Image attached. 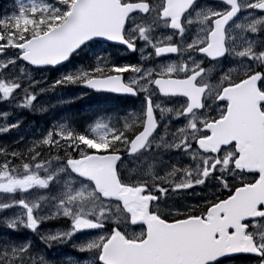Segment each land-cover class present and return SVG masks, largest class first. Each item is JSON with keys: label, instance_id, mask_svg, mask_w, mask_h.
<instances>
[{"label": "snow or ice", "instance_id": "1", "mask_svg": "<svg viewBox=\"0 0 264 264\" xmlns=\"http://www.w3.org/2000/svg\"><path fill=\"white\" fill-rule=\"evenodd\" d=\"M68 87L138 107L0 145V264H264V0H14L0 104Z\"/></svg>", "mask_w": 264, "mask_h": 264}, {"label": "rangeland", "instance_id": "2", "mask_svg": "<svg viewBox=\"0 0 264 264\" xmlns=\"http://www.w3.org/2000/svg\"><path fill=\"white\" fill-rule=\"evenodd\" d=\"M4 6L5 9H0V16H3L5 13H10L13 10L14 0H8L7 4H5ZM79 66V64L75 65V67ZM57 74L58 73H50L49 78ZM36 78L39 79L40 76L37 74ZM80 92H83L82 88L79 89L76 87H68L65 89H56L55 91L40 94L38 97V101L36 102L35 109L37 111L42 110L47 112L49 122L46 124L32 122L29 126H22L19 132H13L11 134L5 135L4 137L11 139L13 142L15 139H17L18 135L23 134L27 138V140L30 141L38 138L42 132H44L50 126L56 123H64L67 124L69 127L75 128V123L72 120L71 116L67 113H63L57 110L59 109V106L67 105L75 98H77L81 94ZM5 111H8L10 113L7 118L3 116V112ZM16 111L18 110L14 107H9L6 104H0V124H4L6 121H15L17 119H22L17 114H15ZM91 112H94L95 116H92V120L90 122H87L84 126V129H89V131V126L94 125L97 120L105 121L102 115L99 112L95 111V109L91 110ZM37 197L38 194H33V198ZM46 227L55 230L61 227H66V225L63 223V221H53L47 224ZM56 251L57 252L55 253V255L59 253L56 255L57 258H67L69 256L77 255L70 246L57 249Z\"/></svg>", "mask_w": 264, "mask_h": 264}, {"label": "flooded vegetation", "instance_id": "3", "mask_svg": "<svg viewBox=\"0 0 264 264\" xmlns=\"http://www.w3.org/2000/svg\"><path fill=\"white\" fill-rule=\"evenodd\" d=\"M117 58L123 62L136 63L139 60V55L119 53ZM231 66L234 68L237 67V65L235 64ZM104 99L110 102L111 108H115L118 110L121 120L124 115H126L127 113L135 112L136 107H138V105L135 106L133 105L134 102L133 100L120 98L115 96V94H111V93H104ZM188 202H195V198H191Z\"/></svg>", "mask_w": 264, "mask_h": 264}, {"label": "trees", "instance_id": "4", "mask_svg": "<svg viewBox=\"0 0 264 264\" xmlns=\"http://www.w3.org/2000/svg\"><path fill=\"white\" fill-rule=\"evenodd\" d=\"M74 104H77V103L75 102ZM76 109H80V105L77 104ZM66 110L68 111L69 108H67ZM23 118L25 120L27 119L28 122H31L32 119H38L39 121L46 123L48 120V116L43 111L36 112L35 109L34 110H24ZM38 120H35V121H38Z\"/></svg>", "mask_w": 264, "mask_h": 264}]
</instances>
